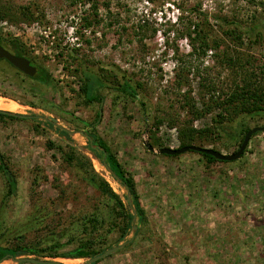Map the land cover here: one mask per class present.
<instances>
[{
	"label": "rangeland",
	"instance_id": "1",
	"mask_svg": "<svg viewBox=\"0 0 264 264\" xmlns=\"http://www.w3.org/2000/svg\"><path fill=\"white\" fill-rule=\"evenodd\" d=\"M0 4L9 11V17H0V35L7 42L19 39L53 78L52 84L43 86L1 72L0 92L7 97H0L19 106L43 104L21 105L16 113L52 115L70 130H93L134 175L145 219L137 216L134 237L130 230L121 241L128 243L95 264H264V111L240 114L220 137L214 134L196 142L230 154L240 140L236 136L240 122L263 127L234 162L207 164L196 152L172 159L144 145L150 143V131L176 148L179 127H211L218 110L196 117L186 101L202 110L215 93L214 85L227 89L237 81L242 84L247 74L264 88V0H0ZM19 7H27L34 18L25 19ZM202 13L208 15L219 43L204 55L192 51L188 38L181 35ZM253 25L258 29L249 37L245 32ZM234 28L243 35L242 44L233 41L229 30ZM84 72L102 80L97 85L101 103H85L79 95ZM114 73L118 80L141 83L134 99L117 97ZM97 111L101 115L96 119ZM157 119L162 122L155 128ZM88 147L86 136L70 135L41 118L0 122V152L17 180L16 193L5 197L7 183L0 173L1 246L26 243L31 252L22 256L49 260L48 251L61 253L76 246L70 237L77 234L74 230L84 216L107 219L110 202L86 175L88 166H79L86 159L127 203L125 189L90 157ZM68 155L74 156L72 163ZM106 231L101 230L107 237L103 251L119 242L112 241L114 232ZM2 262L16 264L11 259Z\"/></svg>",
	"mask_w": 264,
	"mask_h": 264
},
{
	"label": "trees",
	"instance_id": "2",
	"mask_svg": "<svg viewBox=\"0 0 264 264\" xmlns=\"http://www.w3.org/2000/svg\"><path fill=\"white\" fill-rule=\"evenodd\" d=\"M95 7V5L93 4ZM21 15L25 17V19H32L34 15L28 9H24L27 7H19ZM13 14V13H12ZM203 14V17L198 18L197 21H192V24L187 27L186 31L182 33V36L188 38L189 43L192 45V51L201 52L204 55L207 50L212 48H217L218 46V39L214 35V30L211 28V24L209 23L208 15ZM199 15V13H198ZM9 17L8 8L1 6L0 4V17ZM16 18V15L13 16ZM86 26H89L91 22L85 18ZM218 21V20H217ZM224 22L228 23V20L224 18ZM220 24L223 25L222 21ZM233 24V23H231ZM258 29L257 25H253L249 28L247 32H245L249 37L255 33V30ZM118 31V30H117ZM231 36L233 37V41L238 44H242L243 42L242 37L243 35L237 31V29L229 30ZM8 47L10 48L11 52L18 56H23L29 58L28 53L24 50L23 45L20 43L19 39H11L8 42ZM226 58L231 61L233 58H230V55L224 53ZM30 59V58H29ZM35 66L37 65L34 62ZM37 71L34 76H27L13 65H11L7 60L0 59V73L7 72L10 75H13L18 81H24L26 78L30 79L35 84L46 86L47 84H52L53 78L47 72V70L37 65ZM1 76V75H0ZM245 77H242L241 81L242 84L235 82L232 85H229L227 89H217L214 85V90L210 95V98L205 104V107L202 110H198L195 107L194 101H186L187 105L189 106V110H191L192 114L196 117H204L206 114L212 112L213 110H218L216 113L211 117V127H204L202 129H196L191 127V125H187L185 127H179L178 129V137L180 140V144L178 147L173 149H178L184 146L196 145V142H204L205 138L214 135L218 138L221 135L222 131L227 130V124H231L234 119L240 114H251L252 116L259 114V111H264V88L257 86L254 82H251L249 79V75L245 74ZM115 83L113 86V91L117 92V97L120 98L121 96L135 98V94H137L136 88L138 85H141L139 81H134V84L131 80H118L117 73H114ZM102 80L93 74H87L84 72V76L81 80V83L78 87V93L82 97L83 102L90 103V102H98L101 103L103 98L98 93L97 85H101ZM134 85V86H133ZM208 87V86H207ZM211 90V89H209ZM1 96H6V93L0 92ZM23 105H27L30 107H39L43 108V104L36 105L35 102H21ZM99 117V111L96 112V119ZM25 118H18L14 115H9L3 112H0V122H4L5 120H21ZM145 119V118H144ZM96 122V121H95ZM162 122V119H157L153 122L155 128ZM94 125V122L91 123V126ZM239 131H236V136H240V140L238 142L237 148L233 150L234 153L240 146L243 141V138L246 132L251 129L250 127H246L243 122L239 124ZM94 128V127H93ZM149 134L150 144L157 149L161 148H170L164 141L155 136V133L150 131ZM257 133V132H256ZM88 137H91L94 144L99 145L101 149V154L96 155L102 159L105 157V161L108 166L116 173V175L120 178L121 182L124 183L131 192L132 196V203L136 209L137 216L139 219H145L144 209L139 202V194L136 188V183L134 179V175L127 171V169L123 166L122 162L117 157L116 153L112 151L110 146L106 143V141L98 136L93 130L86 133ZM87 137V138H88ZM252 137V136H251ZM89 142V139H88ZM200 146L202 144H199ZM147 149V148H146ZM216 150V149H215ZM186 152H196L200 154L207 164H212L214 162H231L225 160H219L216 157L204 153L198 152L195 150H188ZM246 149L243 151L241 158ZM160 156L168 157L175 159L180 154L175 155H168V154H161ZM67 160L69 163H72L74 160L73 155H68ZM238 158V159H239ZM235 160H233L234 162ZM76 162H81L76 160ZM80 167L85 165L88 166L86 170V175L89 177L90 181H92L98 192L105 196L106 199L110 202L109 209L107 213V219L100 215L91 214V216L87 215L84 216V220H82L79 228L74 230L77 234L72 235V238H75L76 246L71 251L66 252H56L55 250H50L46 253L45 256L56 258V257H70V258H87L94 256L102 252L104 249L101 246L107 240L104 233L101 232L102 228L104 227L106 233L114 232V237L112 241H122V239L130 232L131 230V220L132 214L130 213V209L127 203H124L122 197L113 189L111 184L103 177L100 176L98 173L94 171L91 166L90 160L86 159L85 161L79 163ZM0 173L5 178L7 183V190L5 193V197H9L16 193L17 190V180L14 174L11 172L10 168L7 166L4 154L0 152ZM35 184V183H34ZM125 199H126V195ZM102 234L103 238L97 239ZM100 244V247L96 248V245ZM27 244L16 243L15 246L8 247V246H1L0 245V262L4 260L3 258L9 257H19L25 254H30L31 248L28 247ZM109 247V246H108ZM98 262V261H97ZM95 262V263H97ZM92 263V264H95ZM50 264H58V263H50Z\"/></svg>",
	"mask_w": 264,
	"mask_h": 264
},
{
	"label": "water",
	"instance_id": "3",
	"mask_svg": "<svg viewBox=\"0 0 264 264\" xmlns=\"http://www.w3.org/2000/svg\"><path fill=\"white\" fill-rule=\"evenodd\" d=\"M0 59L7 60L11 65H13L15 68H17L19 71H21L22 73H24L27 76L32 77L35 75V73L37 71L36 67L33 66L26 57L13 54L12 52H10L6 48H4L1 44H0ZM20 105H23V104H20ZM33 108H35V107H33ZM0 112L6 113L9 115H14L15 117H18V118H35V117L41 118L44 121L53 124L58 129L66 132L70 135H74L75 133H79V134H82V135L88 137V135L86 133H84L82 130L73 131V130H70V129L66 128L65 126L61 125L59 120L52 115H43V116H39L36 114L25 115L23 113H13V112L3 110V109H0ZM100 115H101V111L99 112V116ZM262 129H263V127H260V126H256V127L249 129L246 132V134L243 138V141L240 144L239 148L234 153H230V154H223V153L219 152L218 150L200 147L197 145L184 146V147H181L178 149L161 148V149H157V150L150 143H148L146 141L144 142V145L149 151L156 152L159 154L175 155V154L184 153L188 150H195L198 152H204V153L210 154L219 160L233 161V160L238 159L241 156V154L243 153V151L245 150V148L249 142L250 137ZM88 139H89V147L87 149L89 151L90 157L95 159V160H98L106 168V170L110 174V177L116 183H118L123 189H125L126 201H127L128 206H129L130 213L132 214V220H131V239H132L134 237V235L136 234L138 227L136 224L137 212H136V209L132 203L131 192L128 189V187L124 183L121 182L120 178L116 175V173L108 166V164L105 161V157L100 159L96 155V153H95L96 150L101 151L99 145L94 144L91 137H88ZM77 147L79 149H82V150L85 149L84 147H81V146H77ZM105 179L107 180V178H105ZM126 243H128V241H123V242L120 241V242H117L114 246L106 249L105 251H103L100 254H97V255H94L91 257H87V258H74V259H84L83 263H81V264H92V263H95V262L107 257L108 255L116 252L117 250L122 248ZM60 258H70V257H56V258H51L49 260H47V259L41 260V259H37L35 257H30V256H19V257H9V258H3V259L4 260L11 259L16 264H19V263H35V264L58 263V264H64L62 261L57 260ZM4 260H1V262Z\"/></svg>",
	"mask_w": 264,
	"mask_h": 264
},
{
	"label": "bare ground",
	"instance_id": "4",
	"mask_svg": "<svg viewBox=\"0 0 264 264\" xmlns=\"http://www.w3.org/2000/svg\"><path fill=\"white\" fill-rule=\"evenodd\" d=\"M9 99H11V98H9ZM9 99L0 97V109L7 110V111H10V112H13V113H16V112L20 111V109H18V108H20V107L22 108V106L21 105L19 106L15 102V100L12 101L13 99L12 100H9ZM101 167L105 168L103 165H101ZM73 259L72 258H60L59 260L63 262V261H68V260H73ZM0 264H3V262H1Z\"/></svg>",
	"mask_w": 264,
	"mask_h": 264
},
{
	"label": "flooded vegetation",
	"instance_id": "5",
	"mask_svg": "<svg viewBox=\"0 0 264 264\" xmlns=\"http://www.w3.org/2000/svg\"><path fill=\"white\" fill-rule=\"evenodd\" d=\"M0 44L4 47V48H6L7 50H9L10 52H11V50H10V48L8 47V42L5 40V38H3L1 35H0ZM30 58V59H29ZM29 58H27L29 61H30V63L33 65V66H35V64H34V60L32 59V57L31 56H29ZM35 67H37V65L35 66ZM37 69V68H36ZM100 117V116H99Z\"/></svg>",
	"mask_w": 264,
	"mask_h": 264
}]
</instances>
